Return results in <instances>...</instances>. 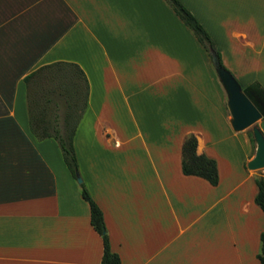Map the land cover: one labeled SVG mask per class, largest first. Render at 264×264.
<instances>
[{"label":"crops","instance_id":"1","mask_svg":"<svg viewBox=\"0 0 264 264\" xmlns=\"http://www.w3.org/2000/svg\"><path fill=\"white\" fill-rule=\"evenodd\" d=\"M180 1L242 89H264V0ZM56 62L87 79L74 148L120 264H259L255 147L165 0H0V264H101L80 182L28 123L23 79ZM190 134L216 161V185L183 174Z\"/></svg>","mask_w":264,"mask_h":264},{"label":"trees","instance_id":"2","mask_svg":"<svg viewBox=\"0 0 264 264\" xmlns=\"http://www.w3.org/2000/svg\"><path fill=\"white\" fill-rule=\"evenodd\" d=\"M175 15L191 30L208 57L215 54L219 65L224 67L219 51L199 20L180 0H165ZM225 68V67H224ZM50 69V70H49ZM49 70V72H46ZM26 84L27 114L30 130L38 139L53 138L62 154L63 161L73 178L79 176V165L74 148V135L79 120L86 108L88 96L87 79L75 64L56 62L39 67L24 77ZM243 92L262 115L264 128V89L258 82L245 86ZM82 100L81 105L78 103ZM80 107V111H78ZM254 149L252 131L247 130ZM197 139L188 135L182 144L181 170L185 175H193L207 180L211 185L219 181L216 161L196 152ZM257 193L254 201L264 213V173L255 175ZM80 193L89 204L90 223L103 241L101 264H120L119 255L111 249L106 231L104 216L99 205L92 198L85 182L79 183ZM260 247L257 253L259 264H264V231L260 234Z\"/></svg>","mask_w":264,"mask_h":264},{"label":"water","instance_id":"3","mask_svg":"<svg viewBox=\"0 0 264 264\" xmlns=\"http://www.w3.org/2000/svg\"><path fill=\"white\" fill-rule=\"evenodd\" d=\"M212 61L215 66L217 75L227 91V105L231 114V124L234 130H244L250 128L255 142V153L247 162V168L252 171L264 169V132L258 125L262 119L261 113L248 99L242 90V87L233 77V75L224 67L219 65L218 58L212 55ZM78 182L82 179L77 174Z\"/></svg>","mask_w":264,"mask_h":264},{"label":"rangeland","instance_id":"4","mask_svg":"<svg viewBox=\"0 0 264 264\" xmlns=\"http://www.w3.org/2000/svg\"><path fill=\"white\" fill-rule=\"evenodd\" d=\"M226 91V90H225ZM226 95H227V98H228V94H227V91H226ZM259 126L262 127V123H261V120L257 122ZM247 130H249L250 128H246ZM251 130V129H250ZM262 131L264 132V128L262 127ZM254 147H255V142H254ZM80 172V171H79ZM257 172H262V170H257ZM80 178L82 179V177L80 176ZM76 181L78 182V179L76 177ZM86 185V184H85Z\"/></svg>","mask_w":264,"mask_h":264}]
</instances>
